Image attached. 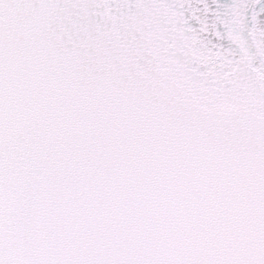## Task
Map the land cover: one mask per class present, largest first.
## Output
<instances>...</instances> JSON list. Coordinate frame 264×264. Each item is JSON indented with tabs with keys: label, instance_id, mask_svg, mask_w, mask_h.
Returning <instances> with one entry per match:
<instances>
[{
	"label": "snow or ice",
	"instance_id": "6c2138e0",
	"mask_svg": "<svg viewBox=\"0 0 264 264\" xmlns=\"http://www.w3.org/2000/svg\"><path fill=\"white\" fill-rule=\"evenodd\" d=\"M264 0H0V264H264Z\"/></svg>",
	"mask_w": 264,
	"mask_h": 264
},
{
	"label": "water",
	"instance_id": "95a60500",
	"mask_svg": "<svg viewBox=\"0 0 264 264\" xmlns=\"http://www.w3.org/2000/svg\"><path fill=\"white\" fill-rule=\"evenodd\" d=\"M259 18L262 19V20H264V13H261V15H260Z\"/></svg>",
	"mask_w": 264,
	"mask_h": 264
}]
</instances>
